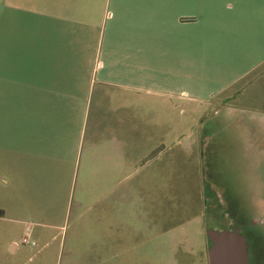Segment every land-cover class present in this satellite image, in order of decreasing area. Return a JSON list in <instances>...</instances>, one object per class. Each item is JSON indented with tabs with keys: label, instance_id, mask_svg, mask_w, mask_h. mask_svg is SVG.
<instances>
[{
	"label": "rangeland",
	"instance_id": "374dc122",
	"mask_svg": "<svg viewBox=\"0 0 264 264\" xmlns=\"http://www.w3.org/2000/svg\"><path fill=\"white\" fill-rule=\"evenodd\" d=\"M110 1L90 32L0 0V264H208V230L263 228L264 0Z\"/></svg>",
	"mask_w": 264,
	"mask_h": 264
},
{
	"label": "water",
	"instance_id": "95a60500",
	"mask_svg": "<svg viewBox=\"0 0 264 264\" xmlns=\"http://www.w3.org/2000/svg\"><path fill=\"white\" fill-rule=\"evenodd\" d=\"M206 234L211 243L209 264H251L247 239L236 226L230 230H208Z\"/></svg>",
	"mask_w": 264,
	"mask_h": 264
},
{
	"label": "crops",
	"instance_id": "0c3cea01",
	"mask_svg": "<svg viewBox=\"0 0 264 264\" xmlns=\"http://www.w3.org/2000/svg\"><path fill=\"white\" fill-rule=\"evenodd\" d=\"M89 1L90 0H88V4H89ZM172 2V1H171ZM171 2H170V0H169V4L171 5ZM194 2H195V5H197V2L199 3V5H200V3H201V0H194ZM86 3V4H87ZM106 3H109V5L111 4V1L110 0H107V2ZM173 3H175V0H173ZM190 3V2H189ZM84 8H85V0H84ZM192 4H193V2H192ZM86 8H90V6H86ZM108 14H112L111 13V11H109L108 12ZM94 15V13H93V11L91 10V8H90V11L87 13V15L85 16V18H84V21L86 22V19L88 18V20H87V22L86 23H88V21L90 22L89 24H86L85 25V31H88V29L90 28V29H93V27H92V22H91V20H90V16H93ZM183 16V15H182ZM181 16V17H182ZM184 17H191V16H184ZM90 29H89V31H90ZM98 30V29H97ZM91 32V31H90ZM87 34V33H86ZM38 74H40V78L42 79V81H46V73L44 72V71H40ZM40 86L41 87H44L45 86V84H40ZM46 93V92H45ZM246 209V208H245ZM242 210H244V208L242 209ZM228 215V214H227ZM227 215H225L223 218L224 219H226V217H227ZM262 216H264V214H262ZM231 217V216H230ZM261 219V218H260ZM224 222V221H223ZM247 221H245V223H246ZM244 223V221L242 222V225H244L245 224ZM261 223H264V218L263 219H261V222H260V224ZM241 224V223H240ZM108 230H110L111 232L109 233V232H106V235L108 234L109 235V237H107L106 236V238H105V244L106 245H109V246H117V243H120V238L119 237H117V231H119L120 229H117L116 227H112V228H109ZM209 241V240H208ZM210 242V241H209ZM13 248H17V246L16 245H13ZM211 248V243H210V246H209V249ZM208 264H209V259H208Z\"/></svg>",
	"mask_w": 264,
	"mask_h": 264
},
{
	"label": "flooded vegetation",
	"instance_id": "af4514ba",
	"mask_svg": "<svg viewBox=\"0 0 264 264\" xmlns=\"http://www.w3.org/2000/svg\"><path fill=\"white\" fill-rule=\"evenodd\" d=\"M241 224L237 223L236 227L238 228ZM234 226H232L230 229H232ZM262 229L260 232H254L249 231L247 233L246 239L247 243H250L249 246V257H251L253 264H263V250H264V223H262ZM229 229V230H230ZM239 229V228H238ZM252 239L254 240V243H252Z\"/></svg>",
	"mask_w": 264,
	"mask_h": 264
},
{
	"label": "built area",
	"instance_id": "2783aa9c",
	"mask_svg": "<svg viewBox=\"0 0 264 264\" xmlns=\"http://www.w3.org/2000/svg\"><path fill=\"white\" fill-rule=\"evenodd\" d=\"M22 243H23V244H29V238H24V239L22 240ZM31 244H32V246H36V244H35L34 242H32Z\"/></svg>",
	"mask_w": 264,
	"mask_h": 264
},
{
	"label": "trees",
	"instance_id": "16d2710c",
	"mask_svg": "<svg viewBox=\"0 0 264 264\" xmlns=\"http://www.w3.org/2000/svg\"><path fill=\"white\" fill-rule=\"evenodd\" d=\"M2 215H3V212L0 210V217H2Z\"/></svg>",
	"mask_w": 264,
	"mask_h": 264
}]
</instances>
